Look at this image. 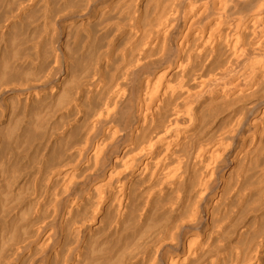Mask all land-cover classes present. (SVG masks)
Wrapping results in <instances>:
<instances>
[{"label":"bare ground","instance_id":"bare-ground-1","mask_svg":"<svg viewBox=\"0 0 264 264\" xmlns=\"http://www.w3.org/2000/svg\"><path fill=\"white\" fill-rule=\"evenodd\" d=\"M0 264H264V0H0Z\"/></svg>","mask_w":264,"mask_h":264}]
</instances>
